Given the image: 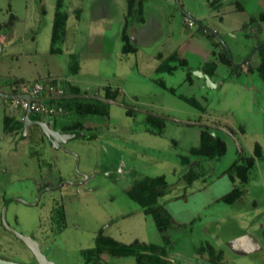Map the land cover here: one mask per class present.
<instances>
[{
  "label": "rangeland",
  "instance_id": "obj_1",
  "mask_svg": "<svg viewBox=\"0 0 264 264\" xmlns=\"http://www.w3.org/2000/svg\"><path fill=\"white\" fill-rule=\"evenodd\" d=\"M56 3L0 0V89L17 93L23 82L53 81L66 92L76 89L79 94L115 97L122 105L87 99L107 115H79L64 108L62 100L46 101L59 112L34 113V118L62 132L76 123L84 126L78 132L84 136L67 141L61 149L51 146L37 128H32L28 148L24 144L17 156L5 152L0 140V170L4 169L0 171V258L38 264L26 244L1 222L5 201L21 198L27 203L39 200L34 206L10 202L7 222L38 242L48 260L137 264L133 255L103 253L97 259L95 254L90 257L89 250L96 247L99 234L126 245L164 244L152 215L145 216L128 194L135 182L158 176H165L168 183V194L158 204L179 220L196 219L194 231L187 234L196 249L205 247L208 257L219 254L211 251L215 244L224 243L228 249L225 242L248 231L255 233L256 226L258 240L263 241L259 225H264V68L259 69L258 49L264 44V0H136L133 8L128 0H64L71 21L54 53ZM125 28L135 52L122 49ZM172 54L186 58L188 66L157 72ZM0 100L8 102L0 107L1 139V109L11 116L16 110L11 100ZM123 105L135 112L129 115ZM157 115L164 118H152ZM148 120L161 124V135L147 132ZM203 130L225 142L224 156L190 157ZM256 145L261 146L260 159ZM241 154L257 159L249 181L241 185L242 195L232 204L223 200L225 196L213 203L214 195H224L240 184L225 172ZM184 156L190 157L189 167L205 172L192 185L184 180L189 169L181 163ZM50 183L56 188L41 194ZM206 203L208 209L197 218V207ZM176 237L182 242L178 253L170 255L190 262L191 246L183 234Z\"/></svg>",
  "mask_w": 264,
  "mask_h": 264
},
{
  "label": "trees",
  "instance_id": "obj_2",
  "mask_svg": "<svg viewBox=\"0 0 264 264\" xmlns=\"http://www.w3.org/2000/svg\"><path fill=\"white\" fill-rule=\"evenodd\" d=\"M130 8H133L136 4V0H128ZM69 14L65 9L64 0H57L56 11L53 20L52 27V36H51V51L56 53L59 51V48L56 46L63 44L66 37V27L68 22ZM123 40V51L126 53L135 52L136 48L130 43L129 35L127 34L126 28L123 31L122 35ZM261 44V43H260ZM259 60L260 66L259 69L264 68V44L259 47ZM227 64L230 65V60L225 58L224 60ZM176 63V65L171 66L169 63ZM179 66L187 67V59H179L177 55H170L160 66L157 68V72L167 71L169 73L174 72ZM213 74V71H212ZM162 86H165L161 83ZM170 92L176 93V89H169ZM80 91L72 89L63 97H66L70 94H79ZM181 96V95H180ZM108 97V96H107ZM115 100V97H110ZM66 103L65 106L69 108L70 111L79 114V115H107L104 111L99 109L97 106H94L92 102L90 103L87 99L82 98H73V99H60ZM83 100V101H81ZM96 100V99H93ZM187 101H192L191 99H186ZM57 100H48L47 102L54 103ZM99 102V100H96ZM46 102V101H45ZM101 102V101H100ZM193 102V101H192ZM97 107V108H96ZM61 108V107H60ZM62 110V109H61ZM128 114L132 115L135 111L133 109H128ZM159 121L162 119L156 116H152ZM149 126V131L153 134H161L162 127L161 124H153V122L147 121ZM6 131L9 130V118L5 119ZM23 127V124L21 125ZM84 126L82 123H76L74 126H66L64 132L66 133H78L82 132ZM73 130V131H71ZM91 137V136H90ZM92 138V137H91ZM94 139V137L92 138ZM227 146L225 142L214 134L210 133L207 130H203L201 133V143L198 147L190 149V157L195 159H206L213 160L215 158H221L226 154ZM256 157L259 159L262 157L261 146L256 145L255 151ZM189 156H184L181 160L183 165H190L191 161ZM256 158H244L241 154L236 161L228 168L225 174H228L232 180L236 177L240 180V184L236 186L233 191L226 195L223 200L229 204L234 203L242 195L241 185L246 184L250 179V173L254 169L256 164ZM197 164V163H196ZM195 164V165H196ZM194 166V165H193ZM189 167L188 172L184 175V180L188 185H192L196 180L203 177L205 172H197L194 168ZM168 188V183L165 179V176L158 177H146L140 181L135 182L133 187L128 191L129 196L137 202L143 212L146 215H152L154 221L157 225L158 230L160 231L164 244H123L110 236H105L104 234L98 235V240L96 247L93 250H89L92 254H95L97 259L101 258L103 253H109L115 256H128L133 255L136 257L137 264H168L169 260L167 259V246L169 244V236L167 231L173 227V220L169 213L166 212L164 207L158 204L159 200L163 198L166 194ZM211 249V247H210ZM212 250V249H211ZM213 251V250H212Z\"/></svg>",
  "mask_w": 264,
  "mask_h": 264
},
{
  "label": "crops",
  "instance_id": "obj_3",
  "mask_svg": "<svg viewBox=\"0 0 264 264\" xmlns=\"http://www.w3.org/2000/svg\"><path fill=\"white\" fill-rule=\"evenodd\" d=\"M70 21H71V16L69 15L67 27L69 26ZM122 35H123V32L121 34V39H122ZM122 42H123V40H122ZM65 78L67 79V77H65ZM51 79H54V78L51 77ZM0 86H1V84H0ZM0 91L5 92L2 89H0ZM5 93H7V92H5ZM0 99H1V97H0ZM2 99H4V98H2ZM4 100H6V99H4ZM6 103H8V102H5V101L1 102V100H0V107L1 108L4 106L6 107L8 105ZM11 103L13 106H15V110H16V112L13 114V116L9 115L6 112V110L1 109V111L3 112L2 121L4 122V127H3L4 136L0 140L4 142V145H5L4 151L5 152L7 150H9L12 155L17 156L21 153L20 150H21V147L24 146V144L25 145L27 144L26 149L28 148V146H29L28 142H29L30 134L34 128L38 129V127H36V126L33 127V129L30 130V132L27 136H22L20 134L21 130L19 129V127H21V125L24 124V118H25L26 110L22 107V103L19 101H12ZM18 109L20 111H18ZM56 110H57L56 113H58L59 112L58 109H56ZM7 117L9 118V130L8 131H6V126H5V119ZM52 123H54V118H52ZM146 130L148 133H151L149 131V126ZM151 134H153V133H151ZM154 135L159 136L161 134H154ZM39 160H41V159H39ZM39 160H38V162H40ZM0 162H1V157H0ZM0 171L4 172V169L1 168ZM227 177L229 180H231V178L228 174H227ZM16 180H18V179H16ZM48 185L54 186V184H52V183L45 184L44 186H48ZM232 189H234V187ZM232 189H230L228 192L224 193V195L223 194L214 195L212 202L214 203V202L221 201L222 198L224 196H226V194H229ZM167 194L168 193L166 192L165 196H167ZM237 200L235 202H237ZM176 201H181L180 197H176ZM208 204L209 203L200 204L197 207V209L195 211V214L198 215L197 218L200 216V214L203 213L204 210L208 209V206H209ZM215 212H216V210H215ZM168 213L172 217V220H173V227L167 233L169 238L172 240V242L170 241V243L168 245L170 247L169 252L167 251V255H168L167 259L169 260L168 264H264V261H262L260 259L261 253L262 254L264 253V239H263V241L258 240V234L256 233V229H259V228H257V226L254 229L255 233L254 232L250 233L248 231V232L242 233L241 235H239V237H237L233 240L225 242V244L227 245L226 247L227 248L229 247L228 249L223 248V247H225V246H223L224 243H222L221 246H220V244H219V246L215 244V246H214L215 250H213V252L219 253V254L215 257H211V256L208 257L207 256L208 254H207L205 247H203V245H201V247H203L204 249L203 248L199 249V250L196 249L192 239L190 240L188 237L189 234H187L188 230H190L191 232L194 231V228L192 227V225L196 219H190L189 221H188V219L187 220H179L175 217L174 213H172L171 210L168 209ZM144 215L146 216L145 213H144ZM259 227H260V230L262 231L261 232L262 234H260V235L264 236V225H259ZM260 230H259V232H260ZM178 233L183 234L185 236L184 238L186 239L187 243H189V245L191 246L192 256L189 258L190 262L183 261L184 259H182V258L173 257V254L170 255L175 250L178 251L177 247H179L181 245L180 241L182 242V240H180L176 237V234H178ZM256 243H259V245H257ZM207 249L210 250L209 248H207ZM176 251L174 254L178 253ZM179 255H181V257L185 258L181 253H179ZM258 255H259V257H258ZM199 256H201V257H199ZM263 259H264V256H263Z\"/></svg>",
  "mask_w": 264,
  "mask_h": 264
},
{
  "label": "water",
  "instance_id": "obj_4",
  "mask_svg": "<svg viewBox=\"0 0 264 264\" xmlns=\"http://www.w3.org/2000/svg\"><path fill=\"white\" fill-rule=\"evenodd\" d=\"M2 49V44L0 42V51ZM245 62H243L244 64ZM201 75L205 76L207 80H210L209 75L207 74H202ZM0 97L4 98L6 100H12V101H20V100H24L27 101L28 103H32L33 101L36 102H45L48 100H60L62 98H66V99H73V98H82V99H96L99 100L101 102L104 103H109V104H121L116 100L113 99H108V98H103L100 96H89L87 94H70L66 97L63 96H48V97H40V98H33L31 95L29 94H19V93H5V92H1L0 91ZM122 105V104H121ZM124 107L128 108V109H133L128 107L127 105H123ZM143 113L147 114V115H155L153 113H147L145 111H143ZM32 111L31 108L29 107L26 110V114H25V118H24V127H23V136H27L29 134V131L31 129L32 126H38L42 129L43 133L49 138L51 139L52 145L54 148H62V145L64 143H66L69 140L75 139L77 137H83V133H61L58 130H54L52 129L49 124L46 121H36V120H32ZM159 118H164L162 116H156ZM173 121H177L175 119H171ZM184 122V121H181ZM187 123V122H184ZM241 152V150H240ZM62 185V184H61ZM56 187L54 186H49L47 188H44L43 190H41V194L44 193L45 191H51L53 189H55ZM39 200V199H38ZM38 200L35 203H27L24 200H22L21 198H11L5 201L4 206L2 208V216H1V221L3 226L12 234H14L18 239H20L22 242H24L26 244V246L30 249V251L32 252V254L34 255L36 261L38 264H56L53 261H50L47 259V257L43 254V252L41 251L40 245L38 244V242H36L32 237L30 236H26L23 235L19 232H17L15 229L11 228L10 225L7 222L6 219V212H7V208L8 205L10 204V202L12 201H19L23 204L29 205V206H34L38 203ZM0 264H23V263H19V262H15V261H11V260H6L3 258H0Z\"/></svg>",
  "mask_w": 264,
  "mask_h": 264
},
{
  "label": "built area",
  "instance_id": "obj_5",
  "mask_svg": "<svg viewBox=\"0 0 264 264\" xmlns=\"http://www.w3.org/2000/svg\"><path fill=\"white\" fill-rule=\"evenodd\" d=\"M20 91L19 94H29L33 98L48 97V96H64L66 91L59 84L50 81V82H36L34 84H29L23 82L19 84ZM22 107L27 110L31 108L32 113L38 114H54L57 110L53 106H48L45 102H36L33 101L31 104L27 101L20 100Z\"/></svg>",
  "mask_w": 264,
  "mask_h": 264
},
{
  "label": "flooded vegetation",
  "instance_id": "obj_6",
  "mask_svg": "<svg viewBox=\"0 0 264 264\" xmlns=\"http://www.w3.org/2000/svg\"><path fill=\"white\" fill-rule=\"evenodd\" d=\"M33 114H34V113H32V115H33ZM31 118H32V120H36V121H37V120H38V121H45V120H43V119L34 118V116H32ZM46 122H47V121H46ZM47 123H48V122H47ZM49 126H50V125H49ZM23 127H24V124H23ZM23 127H22V130L20 131V134H21L22 136H23V134H22V133H23ZM33 127H35V126H32L31 129H32ZM36 127H38V126H36ZM50 127H51L52 129H54V130H58V131H60L61 133H66V132H64V131L62 132L61 130H59V129L55 128V127H52V126H50ZM31 129H30V130H31ZM38 129H41V128L38 127ZM41 130H42V129H41ZM29 132H30V131H29ZM42 132H43V131H42ZM46 137H47V136H46ZM47 138H48V137H47ZM48 141H49L50 145L53 146V145H52V142H51V139L48 138ZM3 206H4V205H3ZM1 216H2V212H1ZM1 222H2V221H1Z\"/></svg>",
  "mask_w": 264,
  "mask_h": 264
}]
</instances>
